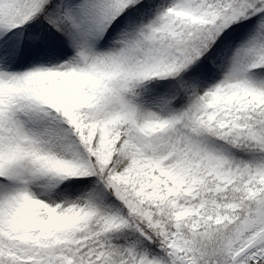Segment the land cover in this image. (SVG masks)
Instances as JSON below:
<instances>
[{
    "label": "snow or ice",
    "instance_id": "snow-or-ice-1",
    "mask_svg": "<svg viewBox=\"0 0 264 264\" xmlns=\"http://www.w3.org/2000/svg\"><path fill=\"white\" fill-rule=\"evenodd\" d=\"M0 264H264V0H0Z\"/></svg>",
    "mask_w": 264,
    "mask_h": 264
}]
</instances>
